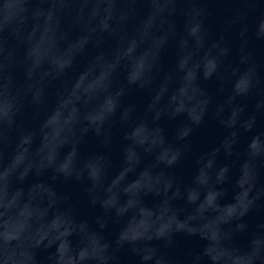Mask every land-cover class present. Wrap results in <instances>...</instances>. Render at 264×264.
<instances>
[{
	"label": "water",
	"instance_id": "obj_1",
	"mask_svg": "<svg viewBox=\"0 0 264 264\" xmlns=\"http://www.w3.org/2000/svg\"><path fill=\"white\" fill-rule=\"evenodd\" d=\"M0 264H264V0H0Z\"/></svg>",
	"mask_w": 264,
	"mask_h": 264
}]
</instances>
